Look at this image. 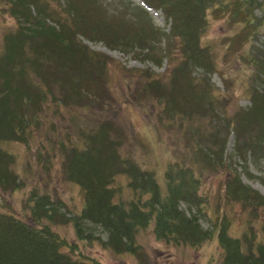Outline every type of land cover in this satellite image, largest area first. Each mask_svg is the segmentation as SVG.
Listing matches in <instances>:
<instances>
[{"label":"trees","instance_id":"trees-1","mask_svg":"<svg viewBox=\"0 0 264 264\" xmlns=\"http://www.w3.org/2000/svg\"><path fill=\"white\" fill-rule=\"evenodd\" d=\"M143 1L162 11L167 31L152 22L141 26L142 10L131 12L124 1L0 0V12L14 19L0 37V264H102L83 250L102 246L114 255L136 256L142 250L138 239L147 232L168 246L194 248L214 234L221 251L209 264H264V196L231 167L225 170L222 156L233 134L234 156L251 152L256 162L264 161V39L261 46L253 44L259 34L264 36V0ZM220 19L236 28L219 38L226 55L248 46L236 62L251 70L246 81L251 104L234 111L227 107L230 98L207 84V74L215 72L225 92L231 84L207 36L210 21ZM78 35L100 39L111 50L133 51L131 56L159 67L166 59L171 73L163 79L161 73L125 68L117 61V69L131 77L117 84L120 73L104 72L107 61L115 59L92 51ZM196 67L204 77L193 75ZM112 82L118 87L136 83L141 104L121 98L119 91L116 95ZM194 112L195 117L184 119ZM134 117L150 129L153 118L166 129L181 128L158 180L154 170L146 169L147 160L137 157L147 150L135 138L141 132L132 131ZM128 137L133 143L126 146ZM6 143H18L24 153L7 149ZM177 143L184 144L183 152ZM27 166L30 173L37 168L43 179L25 172ZM53 169L79 187L81 203L71 218L50 198L44 177ZM212 171L226 176L210 218L212 230H206L198 216L211 208L205 187ZM27 184L33 189L23 194ZM9 196L27 213L11 212ZM181 202L195 206L198 216L181 210ZM235 206L240 215L248 210L253 216L238 234L230 232ZM69 222L73 240L55 228ZM87 222L105 231L106 240L89 227L84 232Z\"/></svg>","mask_w":264,"mask_h":264},{"label":"rangeland","instance_id":"rangeland-1","mask_svg":"<svg viewBox=\"0 0 264 264\" xmlns=\"http://www.w3.org/2000/svg\"><path fill=\"white\" fill-rule=\"evenodd\" d=\"M115 2V4H119L120 2H128L132 6L131 12H134L135 10H142L144 13V17L142 19L141 26L145 27V25L148 22H152L153 26H157L162 28L163 30H168L169 24L165 21V18L162 14V11L160 9L155 10L150 8V6H146V4L142 0H110ZM145 9V10H144ZM147 11V12H146ZM256 14L259 16L261 13L259 11H256ZM224 20V19H223ZM222 19L216 20V21H210V24L208 25L207 29V36L209 38V43L213 44V55L214 57H217L219 59L220 68L223 69L225 73V77H227L230 81V87L228 88V91L225 92L224 84L222 81V78L217 73H210L208 74V85L212 84V89H218V92H224V96H228L230 98V101H228V110L234 111L235 107H243L246 108L250 105V101L248 98V91L247 86L248 83L246 82L250 78V71L248 69H245L243 65L236 62V57L239 55V53H236V55H226L224 46H221L218 44L219 38L222 37H229L232 33H234L236 30L235 27L227 25L225 21ZM71 23V22H70ZM69 23V24H70ZM14 25V19L10 17L9 15H3L0 12V37L3 35L5 30L11 29ZM264 26V25H263ZM264 30V29H262ZM78 39L81 40L85 45L88 46L89 49L92 51L99 53L100 55H109L111 58L115 59L114 62L108 60L107 65L105 67V74L114 72L115 74H118V83H122L125 78H131L129 73L125 71L124 69H121L122 71L117 69L118 63L117 61L121 62V66L124 65L125 68H139V69H145L148 68L152 70V72L155 73H161L159 75L166 76V74L171 73V67L172 65L170 63H167L166 59L163 60L161 67L156 66L152 61L149 59H143L142 57H134L131 56V53L133 51L125 52L118 49L111 50L108 44L98 40H91L88 39L86 36L78 35ZM94 39V38H93ZM264 39L263 34H259L257 40L253 41V44L256 46H261V42ZM215 45V49H214ZM141 49V48H140ZM146 47L142 50L145 51ZM135 50H139L137 47H135ZM248 50V46L241 47L240 51H243L244 53ZM98 55L100 58L101 56ZM96 57V56H95ZM84 65V64H83ZM66 72V70H64ZM69 72V71H68ZM82 72L86 75H88V71L82 70ZM67 73V72H66ZM193 75L198 78L204 77L203 70L200 67H196L193 70ZM95 76V75H94ZM167 77V76H166ZM160 78V77H159ZM169 78V77H168ZM73 77H71L70 80H72ZM135 79V78H134ZM69 79L67 81V86L71 82ZM106 84L109 87L111 82L106 78ZM113 86L117 89L115 94L117 95L118 91L121 94V98H125L128 96L132 102L136 104H141L137 100V94L142 93L141 90H139V86L136 83H132L129 86H123L118 87L115 82H112ZM256 85H260L259 82H256ZM143 102V101H142ZM146 102V100H145ZM108 103V101H106ZM100 111H96V113H99ZM122 114V113H121ZM152 115V114H148ZM181 115V114H179ZM178 115V116H179ZM197 114L191 113L188 116L184 115V119H189L195 117ZM220 117H223L226 119L225 115L220 113ZM122 116V115H120ZM149 116V117H150ZM144 117V116H141ZM177 117V116H176ZM60 119L64 122L68 119L60 117ZM132 131L134 133V130L140 131V134H137L135 136L136 139H140V141L144 142L147 146L146 152L143 150H140L138 152L137 157H144L148 158L149 165L155 164L156 171L158 172L162 171V167L164 165V161L166 159V154L170 151V141L174 137V133L177 132V130L168 129L163 131L164 126L160 125L159 122L153 118L154 122L149 127L146 128V125H144L140 119L137 117L132 118ZM217 120V117L215 118ZM86 124H84L85 127ZM180 132L181 128H178ZM59 129L56 128V131ZM145 130V132H144ZM189 129L186 127L184 129V132H188ZM153 132H155L153 134ZM183 132V134H184ZM157 133V134H156ZM163 133L167 139V141H163L160 143V141L163 140ZM156 134V135H155ZM178 135V133H176ZM185 142V140H184ZM126 143H133V138H129ZM123 143V144H124ZM7 149H10L14 151L15 153H24L22 150V146L18 143H6ZM223 150V158L226 159L228 166L225 167V170H229L228 167H231L236 173H239L241 176V181L253 189L257 190L264 196V161L256 162L254 157L252 155L242 158L241 156L237 155L234 156L233 149L236 148L235 145V136L232 134L228 135L226 144L224 145ZM177 147L180 149V152L184 151V144L183 143H177ZM128 148V147H127ZM130 149V148H129ZM170 157H167V159ZM167 161V160H166ZM28 163V162H27ZM25 163V165L27 164ZM56 169V168H55ZM53 169L51 171V174L44 177L45 179H48V188L51 193V196L53 199L58 200L61 202V206L63 210L65 211L66 215L73 216L74 213L78 210L77 208L80 206L81 203V195L77 189V187L69 184L66 179H63L60 177V175L54 171ZM29 170V171H28ZM221 170V169H220ZM37 168H34V171L30 173V168L27 166L25 168V172H28L31 175L36 174V179L42 178V173ZM230 171V170H229ZM213 177L207 178V184L205 187V190L208 192L209 200L211 202V208L210 204L209 207L206 210V214L202 216H198L199 222L201 224V227L204 229H209L211 227V219L213 218L212 213L215 206V202L218 200L219 195V188L222 183V179L224 176H226L224 173H214ZM43 179V178H42ZM162 179V178H161ZM159 179V180H161ZM35 181V180H34ZM33 183H36L34 182ZM39 184L42 186L44 183L39 182ZM74 196V199H70V196ZM7 199H12L14 203L10 204L11 212L17 215H24L27 213L26 210L22 207V205H19L18 202L13 199L12 197H8ZM0 200L3 202L4 199L0 198ZM181 210H184L185 213L191 216V214L198 215L197 209L195 206H188L186 203L182 202L180 203ZM210 209V210H209ZM231 214L234 215L236 220L233 222V226L230 228V232L232 234H238L242 228L244 227V222L250 218L253 217L252 214L246 210L243 214L240 215V210L238 207H233L231 209ZM84 226L83 231L87 232L86 227H89L91 230L94 231L95 235L100 236V238L104 241L106 240V232L103 231L100 227H94L90 223H84L82 224ZM82 226V227H83ZM61 235L66 237L68 240H73V238L76 236V233L74 231V227L72 224L69 223H59L58 226L55 227ZM259 236H261L260 227H257V231ZM213 237V236H212ZM215 240L208 241L202 246H200L197 250L194 248H186V247H173L172 251L168 248H159L155 245V242L153 241V234L152 232H147L143 236L138 239L140 245H141V251L140 253H143L141 256L138 257H130L127 253H120V255H114L113 253L107 251L102 246L92 249V247H87L86 250L82 249V246H79V251L83 250L84 252L89 253V256L94 257L95 259L101 261L105 264H201L205 263V260L210 257L212 254H216L218 251V247L220 248V245ZM80 245V244H79ZM221 251V248L220 250ZM217 257V255H216Z\"/></svg>","mask_w":264,"mask_h":264}]
</instances>
